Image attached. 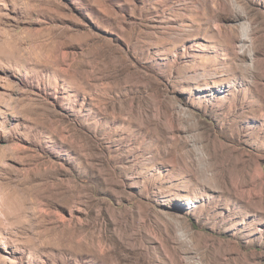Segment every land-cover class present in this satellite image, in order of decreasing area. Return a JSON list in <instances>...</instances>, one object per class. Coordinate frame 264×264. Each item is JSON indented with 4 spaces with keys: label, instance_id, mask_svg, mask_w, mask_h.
I'll return each mask as SVG.
<instances>
[{
    "label": "rangeland",
    "instance_id": "rangeland-1",
    "mask_svg": "<svg viewBox=\"0 0 264 264\" xmlns=\"http://www.w3.org/2000/svg\"><path fill=\"white\" fill-rule=\"evenodd\" d=\"M0 264H264V0H0Z\"/></svg>",
    "mask_w": 264,
    "mask_h": 264
}]
</instances>
